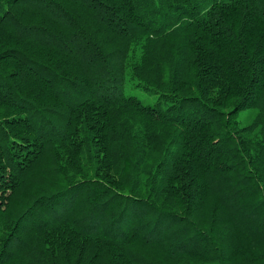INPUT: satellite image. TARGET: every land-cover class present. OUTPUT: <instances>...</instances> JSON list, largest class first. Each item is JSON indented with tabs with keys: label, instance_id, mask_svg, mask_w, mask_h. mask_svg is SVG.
<instances>
[{
	"label": "trees",
	"instance_id": "1",
	"mask_svg": "<svg viewBox=\"0 0 264 264\" xmlns=\"http://www.w3.org/2000/svg\"><path fill=\"white\" fill-rule=\"evenodd\" d=\"M0 264H264V0H0Z\"/></svg>",
	"mask_w": 264,
	"mask_h": 264
},
{
	"label": "rangeland",
	"instance_id": "2",
	"mask_svg": "<svg viewBox=\"0 0 264 264\" xmlns=\"http://www.w3.org/2000/svg\"><path fill=\"white\" fill-rule=\"evenodd\" d=\"M131 92L134 93V95L138 96L144 103H152L155 101L154 96H150L149 94H147L145 91H143L141 89H137V88L132 89ZM252 116H253V114H252Z\"/></svg>",
	"mask_w": 264,
	"mask_h": 264
}]
</instances>
